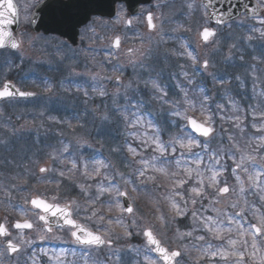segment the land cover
Returning <instances> with one entry per match:
<instances>
[{"label": "snow or ice", "instance_id": "6c2138e0", "mask_svg": "<svg viewBox=\"0 0 264 264\" xmlns=\"http://www.w3.org/2000/svg\"><path fill=\"white\" fill-rule=\"evenodd\" d=\"M32 7H35V0L24 5L25 20L29 23L34 22V18L30 17ZM188 8L191 10L193 4H188ZM20 12L21 9L14 0H0V50L21 48L22 41L12 31V26L19 21ZM262 12L264 0H254L251 4L245 0H200L203 23L199 25L198 35L202 43H212L217 37V29L211 27V24L231 27L233 19L246 17L259 25L252 26L251 32L258 33L259 38L264 39ZM145 20L150 31L157 30L158 25L151 12L147 13ZM125 23L131 26L133 20L127 19ZM240 23H243V19ZM246 39L251 41L254 36L248 35ZM120 45V36L114 37L111 47L118 50ZM181 47L185 50L179 55L186 56L194 67L198 63V55L189 51L187 44H182ZM135 51L138 50H128L129 54ZM240 59L243 60V56ZM108 62L111 63L110 58ZM123 68L122 64L116 65L113 72L123 71ZM201 68L204 71L209 69L207 59L202 61ZM182 75L189 85L195 84V79L190 78L187 71L182 72ZM208 75L212 76L214 82L217 81L213 73L209 72ZM91 79L97 82L114 81L118 85L111 96L114 105L117 97H123L126 101L118 109V115L125 127L131 129L127 135L137 142V146L126 142V149L138 167L126 174L110 160L95 156L90 159L81 156L77 159L75 153L69 152L68 144L63 146L59 154L50 153L52 161L62 165L67 162V166L63 169L40 166V173H55L59 177L56 180L40 181L54 185L52 194L27 195L22 197L21 204L10 205L18 211L20 218L11 225L15 235L8 227L7 217L0 222V240L3 241L0 257L5 254L19 257L28 253L26 264H41V257H47L48 264H76L75 260L68 259L69 255H77L76 248L61 247L57 250L39 247L40 244L51 243L75 245L82 251L87 250L81 259L83 264H89L88 253L104 247L112 249L115 241L136 235L145 239L143 248L130 246L137 256L143 254V260L136 264H181L182 258L188 255L189 243L200 253L196 264L201 260L206 264H264V112L251 110L253 121L257 117L262 121L251 124L259 133L250 138L255 143L249 142L241 147L232 135H228L230 146L212 147L214 139L219 137L222 140L223 137L216 132L213 113L207 107L211 96L204 94L203 86H198L202 94L199 102L189 96L186 88L180 87L183 93V107H180L179 102L167 99V89L156 79L144 81L146 86H151V95L147 101L143 97L133 99L129 95L130 92L139 91L134 80L125 84L119 75L105 76L99 72L93 74ZM235 79L240 82L241 88L245 86L239 75ZM258 79L259 77L254 76V93L255 81ZM218 82L221 85L225 83L223 79ZM81 90L77 88V91ZM92 91L102 98L110 95L103 84L94 85ZM83 94L89 95L87 90H83ZM35 95V92L21 91L11 81L4 82L0 87V100ZM259 95L264 97V89ZM226 99L231 110L242 115H220V119H227L244 133L247 113L235 100L229 97ZM152 101L159 102L161 106L170 104L168 112L170 116L177 118L171 122L173 128L167 130L166 140L163 138L165 128L152 117ZM216 108L224 110V105L218 103ZM104 119L107 120L108 116L105 115ZM77 147L90 148L91 145L87 141H77ZM149 150L152 154L146 158L144 153ZM112 151L117 152L119 149L114 148ZM65 153H68L67 157ZM131 163V160L125 162L124 167L131 168ZM77 172L83 177L84 183L74 180ZM229 176L235 184L229 182ZM64 180L79 188L84 197L83 203L61 195V183ZM148 183L164 189L153 200L156 219L162 227H174L175 238L188 243L169 248L158 238L152 226H141L143 217L139 216L138 209L134 206L135 198L130 195L129 186L132 193H138L144 191L143 186ZM7 195L11 198V193ZM249 196L256 197V200L250 201ZM222 201H227L226 207L218 206ZM162 204L166 206V211L160 207ZM181 222L185 223L183 230ZM117 228L120 229L119 232L116 231ZM212 241L219 243L213 244ZM119 252V248L115 249L109 259L114 256L119 262ZM151 253H155V256ZM0 264L3 262L0 261Z\"/></svg>", "mask_w": 264, "mask_h": 264}, {"label": "rangeland", "instance_id": "374dc122", "mask_svg": "<svg viewBox=\"0 0 264 264\" xmlns=\"http://www.w3.org/2000/svg\"><path fill=\"white\" fill-rule=\"evenodd\" d=\"M18 1L21 3V6H22L21 14L24 16L22 17L21 26H23V28H26L27 26L29 27V22H26L25 20L24 5L26 3H32L33 0H18ZM189 3L193 4V8L191 10L186 9L187 11L186 15L182 14L181 9L184 7L183 4L182 5L179 4L178 6L170 5V3L163 4L162 9L160 10L161 11L159 15L160 19L157 20V25H158L157 30L152 34L146 31V25H144L142 18L137 19V21H135L137 25L134 22V30L136 28L135 36H136L137 42L135 43L132 49L138 50V51H135L133 54H129V52H123L119 54V56L116 57L115 59L114 57L109 56L111 58V61H113L114 63L112 65V68L109 70L106 66H104L102 68V71L100 70L98 72L101 73V75H105V76L119 75L125 84H127L129 80H134L136 84H138L139 91L137 93L130 92L129 95L134 97V96H138L139 94H142L141 97H143V99L147 101L151 95V86L150 85L146 86L144 84V81H148V80L141 79L137 75L148 74V79L152 75H155L156 77H160L161 75L160 81H162L165 84L169 83V81H172L171 76H177V77L183 76L182 74L180 75L172 74L171 75V73H169V71L172 69V67L170 66L171 59L169 57L172 54V52L171 50L167 51L169 44L168 43L165 44V40H164L165 36L169 34L175 36L177 32H180L179 30H172V29H170V31L169 30L167 31L165 28L166 22L173 21L175 18H176V22H178L177 18L183 17L184 18L183 20L185 22L191 24L189 25L191 27L190 28L191 31H187L186 33L192 39V40L190 39L189 42L185 40L183 43L186 44L187 42L188 49L191 47V49H193V54L195 53V55H198V63L195 66L196 68L195 69L193 68L195 72H198L196 76L198 79L202 80L203 83L208 84V82H211L210 88L212 91L209 93L211 94L212 98H211V101L209 100L210 102L208 101L207 103L210 105V108L213 111L212 113H213V119L215 121L214 126L216 129V132L219 133L221 137H223L222 140L219 137L217 139H214L212 141V147H219L221 145L228 147L230 146L228 145L229 142L228 144L225 143L228 137L227 135L228 131L226 128L228 124L224 120H221L220 117H216L215 113H218L219 116L224 114L223 116L225 117L226 116L234 117L236 114H238L237 112H233L230 108V105H227L226 101H224L226 100V95L228 96L232 94L233 97L235 96L236 92H234V90L236 89V86L240 84V83H235L231 78H235L236 76L239 75L241 79L244 81L245 86L243 88L239 86V92H240L239 96L242 93L246 95V91L249 92L251 90V87H252L251 83L252 84L254 83V76L259 77V79L255 81L258 87L256 86L255 93L252 90V93H254L253 95L255 96L256 93H260L261 90L259 87L263 86V89H264V83H263L264 82V39H260L258 33H252L250 30L252 26H259V25H256L253 20L243 19L242 24L240 23V21H238L234 23L233 25H231V27H228V26L226 28L224 27L223 30H220L217 32V37L214 39L212 43H209L205 46H201L199 42L198 28H199V25L203 23V18L200 13V8H198V3L194 1H189ZM32 8L30 9V11L32 10ZM196 17H197V20L200 21V23L198 21L197 23L194 24L193 20H196ZM170 23H174V22H170ZM97 24H100V23H97ZM170 25L172 26V24ZM177 25L180 28H182L179 22L177 23ZM114 26H115L114 24L113 25L104 24L101 26V30L99 31V33L105 42L110 39L109 32H113ZM124 27L125 25L123 26L120 25L121 29H124ZM234 29L237 31V33L234 31ZM246 30H249L248 35L254 36L253 40L248 41L246 39L248 35L244 36L242 34V38L240 37L239 33H244V31ZM89 33H90L89 30L84 32L83 42L88 41V39L90 38ZM138 33L142 34V36H140ZM24 39L25 40H24L21 50L18 53H16L17 61H19L20 63L19 66H28V65H30L31 67L47 66L48 69L45 73L46 75L50 77V79L55 80V82H58L59 80L62 81V78H64L67 73H69V76L71 77V79L74 80V76H77V74H75L76 71H73L70 69H71V65L73 66L81 65V62L79 61V55H78L80 50H73L72 48H69L67 45H64L63 43H56L55 46H53L51 41H42L32 36V33L28 34V32L25 35ZM172 43H174V40H172ZM175 43L177 42L175 41ZM181 43L182 42H180L179 45ZM232 45H236V47H232ZM240 45H243V46H240ZM43 47L46 49H44ZM52 47H54L55 55H52V52L50 50ZM35 48L41 49L43 52V55H38L35 52H33V49ZM237 49L242 50L239 54L244 55L243 60H241L240 57L237 56L239 55L238 53H236ZM181 52L183 51H178V53H181ZM174 53H177V52L174 51L173 54ZM7 56H9L8 53L0 54V86H2L3 83L6 81L14 82L10 78L14 77L17 79L19 74H17L16 72L21 70L18 67L12 68V61L8 65V62L6 60ZM47 56L51 57L52 60H49V57ZM253 57H255L256 59H253ZM205 59L209 61V69L207 71H204L201 68V63ZM233 59H238L241 62L242 69L240 70L229 69L230 63L234 62ZM130 61H134L135 63L134 64L130 63ZM150 62H153V63L151 64V68L148 69L147 65H149ZM119 64L124 65L123 71H117L114 73L113 67ZM187 66L190 68V65H188L187 62H184V64L180 62L178 69H182V68L188 69ZM253 66H255L254 71H253ZM48 70H53V71L51 74H49ZM33 71L34 70H31L28 73L33 72ZM128 71L132 73V76L131 78L127 79L125 78V74ZM209 72L213 73L217 77V79L219 80L223 79L225 81L223 85L218 83V85H220V88H223L221 92L222 97L219 96L221 97V99L218 97V93H217L218 86L213 81L212 76L208 75ZM107 73H110V74L107 75ZM91 74H95V73H91ZM201 75L205 79L204 78L202 79ZM25 77L21 78V81H23ZM226 78H230V79L227 80ZM90 81L91 82H90L89 92L93 93L91 95L92 97H91L90 104L96 105L100 103L101 101H103V105L99 107L100 104L98 106H87L88 104H86L85 106L82 107V113L87 115V111L91 112V110L94 113L96 112L100 113L102 116L101 121L107 124L105 128H107L108 134L110 131L111 134L113 135L116 134L118 136V139L116 143L113 144V147L119 149L118 140H119V136L121 135V132H120V128L113 124L115 120L111 116V112L113 111V105H114L111 93H113L116 90L118 85L115 84L113 81H107V80H100L97 82L91 79ZM162 82H161V85H163ZM100 84H103L106 87L107 91L110 94L108 97H103V98L99 97L98 95H96V93L92 91V87L94 85L99 86ZM214 86H217V87H214ZM164 87L168 91V87L166 86ZM57 91L59 92L61 97H64L65 94H67L65 90L53 89V93ZM43 92H44V89L39 93V95H37V98L34 101L21 102L23 104H20L19 112H21L22 114L24 113H27V114L21 115L19 113L17 115V119L20 118L21 116L24 120H22L21 124L18 126H15V124L12 123V121H10L9 123L10 125L8 127H16L17 128L16 131L8 130L4 134V136L0 137V186L3 187V184L5 183V181L10 182L9 184L8 183L6 184L7 194L11 193L12 189L14 188L13 185H18L19 187L23 188L24 186H28V181L34 179L35 177H38L39 180L59 179V177L56 176L55 173H47V176L39 178L38 170H39V167L42 165L53 167V168H58V169H63L64 167L67 166V163L62 165V164L52 161L49 158V156L46 154L45 150H47V148L43 147L41 141L44 142L45 140H42L43 138L51 137L52 133L50 134L48 133L45 137H42V138H38L39 134L36 133V131L38 130L47 133L46 129H43V130L41 129L43 127L41 123H38L37 125L35 124L36 119L40 120L39 118L41 117V114H39V112L42 109V104H43V107H45L46 111L49 108V101H45L46 97ZM173 96H175V93L173 94ZM168 97H169V93H168ZM85 100H84V103H85ZM213 100H217L219 104H223L224 110L217 109L216 104L213 105ZM116 101H118L119 103L120 102L124 103L125 100L123 99V97H117ZM169 101L179 102V106L183 107V100L181 101V100L175 99L174 97V98H170ZM247 103L248 102L246 101L243 104L239 103V107L243 109L245 113H247L246 119H251V121H253L252 117L250 118L248 117L249 114L251 115L252 108L251 109L244 108V106ZM169 107H170V104L161 106L159 102H156V101L151 102L152 117L165 128V132L163 136L165 140L168 139L167 130L173 128V125L171 122L177 119L175 117L170 116L168 112ZM210 108H209V111H210ZM16 109L17 108L14 105L4 104L2 106L0 110L1 112L0 113V116H1L0 117V128L5 124L6 120L8 119L7 114H9V117H12V116L14 117V113L17 111ZM255 110H257V113L259 111L264 112V97H263V101L260 104V106L259 107L257 106ZM38 114L40 117H38ZM105 115L108 116L107 120L104 119ZM33 117H36V118H33ZM93 117H95V115ZM26 118H33V119H26ZM246 119L244 120V124L247 125L248 127V122L246 121ZM15 121L16 120L13 119V122ZM94 121L95 119L94 120L91 119L88 122L84 121L82 125L83 129H85L88 125L89 126L88 134L92 133L93 136H87L86 132L82 133V136H81V134L73 131L76 129L71 130L70 127H67L68 129L62 128L56 132H53L55 135H57L56 137L60 140V143L62 145V147L54 148L55 150L53 152L59 154L63 146L65 144H68L70 145L69 151H72L73 153H75L77 159H79L81 157V154H84L85 151H87V155H89L88 151L91 152V151L99 150L103 152L104 154L102 159L110 160L116 168L128 174L129 173L128 170L130 168H125L124 164L125 162L131 160L130 159L131 157L128 158V156H125L124 153H121L120 149L118 153L111 151V149L108 150L106 147L108 146L107 137L103 136L104 134L98 130L99 127H93L91 129L92 123ZM255 121L260 122V123L262 122L259 117H257ZM66 122H67V119L63 121L64 127L65 125H67L65 124ZM247 127L246 129H248ZM246 132L248 133L247 130H245L244 133ZM250 136L253 137L251 134ZM77 141H87L88 144L91 145V147L90 148L84 147V148L78 149ZM129 141L127 142L130 143ZM134 141L135 140H133V143H132L133 146H135L134 144L136 142ZM236 142L239 143L240 139ZM241 143L242 141L239 144L241 145ZM124 147H126V144L124 145ZM241 147H244V146L241 145ZM20 150H23V151L18 156L17 152H19ZM124 150L127 154L128 153L127 149L124 148ZM27 151L29 152L28 153L29 164L25 165L21 160L26 157L25 155ZM115 153H117L115 157H112L111 155ZM119 154L121 156H118ZM151 154L152 153H150V150H149V152L144 153V156L147 158ZM82 156L84 159H87L85 154ZM16 158H18L19 161L15 163ZM47 162H49V164ZM135 165L136 164L132 162L131 169H133ZM74 180L80 183L85 182L83 177L79 175V172H77L76 175L74 176ZM229 182L231 184H235V181L231 178V176H229ZM91 183H94V182H91ZM42 184L44 185V188L46 190L45 193H39L34 188L31 192L27 193V195H41V194H46L47 192H49L51 195L54 190V185H49L45 183H42ZM147 188H152L153 191L151 189L147 207H142L140 206V204H141V200L143 202L145 195L143 194V192L132 193L130 190V186H129V193L131 196L135 198L134 206L138 209L139 216L143 217L141 226H152L158 238H160L162 242L164 243V245L167 247L176 248L181 243H188V241L181 242L175 238L174 227H162L160 221L156 219L157 212H156V207L153 203V200L158 198L160 194L164 191L161 190V192H158L157 189L155 188V185L152 183H148L147 187L144 188V190ZM61 195L63 197H67L68 199L75 198L81 203H83L84 201V197L80 193L79 188L67 180H64L61 183ZM104 199H106V197ZM13 200L11 199V201ZM249 200L255 201L256 197L249 196ZM136 202H138V205L135 204ZM5 204L6 202L4 201V198L0 199V208H3ZM226 205H227V201H222L221 205H218V206L226 207ZM160 207L162 208V210L166 211L165 205L162 204ZM116 231L119 232L120 229L117 228ZM13 235H15V233H13ZM33 235L35 234L33 233ZM138 239H141L140 244H138L137 242ZM142 241H144V238L142 236L135 238L134 235L128 239H120L118 241H115L112 246V249L104 247V248H101L100 250H95V251L88 253L89 264H93V262H95V264L97 262L102 263V264H136L135 261L143 260V254L137 256L135 252L131 251L130 246H139L143 248L144 244H142ZM134 242H137V243H134ZM214 242H217V241H212V243ZM47 245H48L47 249L58 248L60 246H64V245L51 244V243H47ZM2 246H3V243L2 241H0V247ZM40 247H43V246H40ZM117 248L120 249L119 255L121 257V260L119 262L115 260L114 256L112 257L111 260L109 259V257L112 256V252ZM30 250L31 249H29V251ZM193 250L194 248H192L190 245L188 255L183 257L181 264H192L194 262V260L192 259ZM86 251L87 250H83V251L79 250L77 252V255L73 258L78 257L83 262L81 257ZM27 255L28 253L22 254L21 256L11 261L9 260L7 254H5V256L0 257V261H2L3 264H23L22 260L26 262ZM197 256L199 255L197 254ZM45 258L47 259V257ZM129 260H133V261H129ZM125 261L126 263H124ZM27 263H30V262H27ZM213 264H215V262H213Z\"/></svg>", "mask_w": 264, "mask_h": 264}, {"label": "water", "instance_id": "95a60500", "mask_svg": "<svg viewBox=\"0 0 264 264\" xmlns=\"http://www.w3.org/2000/svg\"><path fill=\"white\" fill-rule=\"evenodd\" d=\"M148 1L150 0H70L68 3L60 0L48 1L35 13L32 25L37 33L58 35L74 41L77 30L87 24L92 16L113 17L115 5L118 3L126 4L129 12L135 14L137 7ZM245 2L251 4L248 0ZM17 24L12 26L13 32Z\"/></svg>", "mask_w": 264, "mask_h": 264}, {"label": "trees", "instance_id": "16d2710c", "mask_svg": "<svg viewBox=\"0 0 264 264\" xmlns=\"http://www.w3.org/2000/svg\"><path fill=\"white\" fill-rule=\"evenodd\" d=\"M191 74H196V72H191ZM201 78L203 79V77L201 76ZM201 81V80H200ZM200 86H203L204 88H205V95H210V94H208L207 93V90L209 89V84H207V83H203L202 85H200ZM193 87H196V85L195 86H190V85H187V86H184V88H186L187 90H188V92H189V96L191 97L192 95H193V92H192V89H193ZM198 96V98H200L201 99V96H202V94L199 92V90H197V92H196V95H194V99H196L198 102H199V100L200 99H197L196 97Z\"/></svg>", "mask_w": 264, "mask_h": 264}, {"label": "flooded vegetation", "instance_id": "af4514ba", "mask_svg": "<svg viewBox=\"0 0 264 264\" xmlns=\"http://www.w3.org/2000/svg\"><path fill=\"white\" fill-rule=\"evenodd\" d=\"M198 1H200V0H198ZM153 4H155V3H153ZM152 14H153V12H152ZM153 16H154V20H155V22H156V20H157V18L159 19V17H156L155 16V14H153ZM146 17V16H145ZM124 19H128L127 17H122V16H120V17H118L116 20H119V21H123ZM144 20H145V18H144ZM145 23H146V20H145ZM216 29H220V28H216ZM123 35V34H122ZM127 39H130L128 36H126V35H123V38H121V45H122V43L124 42V43H127L128 42V40ZM135 41H136V39L133 37V38H131V43L132 44H135Z\"/></svg>", "mask_w": 264, "mask_h": 264}]
</instances>
